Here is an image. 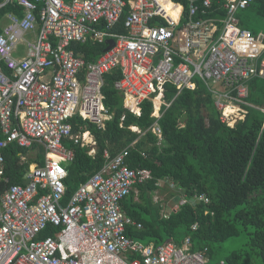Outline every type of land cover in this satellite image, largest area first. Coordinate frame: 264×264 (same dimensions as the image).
I'll return each mask as SVG.
<instances>
[{"label":"built area","instance_id":"2783aa9c","mask_svg":"<svg viewBox=\"0 0 264 264\" xmlns=\"http://www.w3.org/2000/svg\"><path fill=\"white\" fill-rule=\"evenodd\" d=\"M14 1L5 0L0 8ZM16 2L22 15L9 13L7 24L0 25V264H207L209 248L193 250L190 237L179 246L144 244L129 235L142 224L122 203L152 179L149 169L129 164L136 142L113 157L105 151L103 167L65 204L67 165L75 159L66 142L88 144L90 154L97 153L96 139L82 129L75 132L73 119L80 116L106 129L114 115L103 89L114 70L121 73L115 88L126 109L140 116L141 105L153 102V132L159 138L163 104L170 106L167 85L177 96L202 85L223 123L234 126L245 119L253 107L247 102L249 84L264 80V36L242 27L240 19L254 0ZM123 16L126 33H113ZM31 33L38 39L28 43V56L18 59L19 42ZM108 40L114 46L96 61L72 49L87 41L107 47ZM12 147L24 151L16 153L24 169L21 184H11L6 174L5 154ZM35 148L40 151L32 158L26 151ZM157 187L176 185L159 180ZM210 202L206 194L183 195L168 212Z\"/></svg>","mask_w":264,"mask_h":264},{"label":"trees","instance_id":"16d2710c","mask_svg":"<svg viewBox=\"0 0 264 264\" xmlns=\"http://www.w3.org/2000/svg\"><path fill=\"white\" fill-rule=\"evenodd\" d=\"M4 1L0 0V5ZM214 4L216 7L217 1ZM22 12L15 0L0 8V23L7 14L21 16ZM219 16H224V12ZM252 16L264 22V0H254L240 13L241 26L258 35L248 27L256 22ZM124 19L125 16L122 22ZM117 31L126 32L124 24H120ZM74 47L77 52H84L89 62L96 61L106 48L93 42ZM120 78L119 71L106 75L105 104L114 116L105 130L88 125L82 118L73 119L74 131L78 130L76 123L89 128L98 149L93 158L88 155L87 148L69 145L75 151V159L68 166L64 203L70 201L81 183L102 168L106 162L105 151L113 157L136 142L130 148L129 164L149 169L152 179L138 184L135 189L139 195L134 190L122 203L126 213L142 224L139 230H129L131 237L144 244L161 245L173 241L179 246L190 237L193 250L208 247L212 255L217 245L242 235L246 241L224 259L226 263L264 264V113L260 110L264 108V80L250 82L247 102L253 107H249L245 119L234 126L220 120L221 113L215 107L213 96L202 85L195 91L184 90L178 96L176 89L167 85L165 103L170 106L163 104L162 117L158 121L162 131L159 138L153 132L157 121L152 116L153 102L147 100L141 105L140 116L131 113L115 88ZM18 152L24 151L12 147L5 154L6 174L11 184H21L24 175V169L17 165ZM159 180L175 183L177 192L170 194L177 199L183 195L191 198L206 194L211 202L197 206L185 204L178 212L165 217L161 205H155L151 197ZM136 196L140 202L136 201ZM194 224H198L195 231L192 230ZM49 233L47 231L45 236Z\"/></svg>","mask_w":264,"mask_h":264},{"label":"rangeland","instance_id":"374dc122","mask_svg":"<svg viewBox=\"0 0 264 264\" xmlns=\"http://www.w3.org/2000/svg\"><path fill=\"white\" fill-rule=\"evenodd\" d=\"M253 21H256L250 26H248L250 29H254L258 36L263 35L264 32V22H258L257 19L252 16ZM7 23V21H4V24ZM26 39H29V35L25 37ZM27 50V47L23 41L18 45V51H16V54L19 56L25 55V52ZM40 151V149L35 148L33 150H27L26 152L33 158L36 156V154ZM163 185V184H162ZM171 192H177V189H170V188H163L154 190L153 193H151V197L153 200V203L158 206L160 204L162 206L161 213L163 215H168L170 212L169 210L176 207L177 201L180 200V196H178V199L176 198V195L173 196L170 194ZM136 195H139V191L135 189ZM136 201L140 202L138 196H136ZM158 201V202H157ZM179 210V209H177ZM154 213V211H152ZM165 213V214H164ZM146 218L147 216L144 215ZM246 241L244 236H238L235 238L228 239L227 241L223 242L220 245H217L213 249L212 255H210L209 262L207 264H218L221 260L225 259L227 256H229L233 251L238 250L241 245ZM256 264H261L260 262H257Z\"/></svg>","mask_w":264,"mask_h":264},{"label":"crops","instance_id":"0c3cea01","mask_svg":"<svg viewBox=\"0 0 264 264\" xmlns=\"http://www.w3.org/2000/svg\"><path fill=\"white\" fill-rule=\"evenodd\" d=\"M8 15V14H7ZM6 15V16H7ZM6 16L2 19L3 21L0 23V25L1 24H3L4 25V21H7V18H6ZM123 19V18H122ZM122 19H121V21L116 25V27H114V29L112 30L113 31V33H122V32H118L117 31V28H118V26L120 25V24H124V21L122 22ZM125 20V19H124ZM5 24H7V23H5ZM124 29L126 30V28H125V26H124ZM124 33H126V32H124ZM29 35V39H26L25 37L27 36H24V38L21 40V41H23L24 43H25V45H26V47H27V50H26V52H25V55H23V56H19V55H17L16 54V57L18 58V59H23V58H26L27 56H28V43H35L36 41H37V39H38V37L34 34V33H31V34H28ZM21 41L19 42V44L21 43ZM87 42H93V43H96V42H94V41H87ZM86 42V43H87ZM86 43H84V44H86ZM83 43H74L73 45H72V49L77 53V55H79L81 58H85V54H84V52H77L76 51V47H74V46H77V45H84ZM105 46V45H104ZM17 51H18V47H17ZM6 70V69H5ZM114 71H117V70H114ZM113 71V72H114ZM105 82H106V78H105ZM105 85H106V83H105ZM103 92H104V89H103ZM105 95V94H104ZM122 95V94H121ZM123 96V95H122ZM106 97V96H105ZM124 106H125V104H124ZM126 108V107H125ZM262 109H264V108H262ZM76 117H79V118H81L80 116H76ZM83 120V119H82ZM84 122H86V123H88V125L90 124V125H93V126H96V125H94L93 123H90V122H88V121H85V120H83ZM77 127H78V130L76 131V132H80V129H82V131L84 132H86L87 133V136L88 137H92V138H95V136H94V134L92 133V131L91 130H89V128H86V127H84L83 126V124H75ZM97 128V127H96ZM98 129V128H97ZM84 132V133H85ZM96 139V138H95ZM97 141V140H96ZM71 143V144H70ZM73 144V142H66V145L67 146H69V145H72ZM88 144H85V145H74V146H80V147H82V148H87L86 150H87V152H88V155L89 156H91V157H93L94 158V156L96 155H93V154H90V152H91V150L93 149V148H90V146H87ZM84 146H87V147H84ZM94 149H98V143H97V147L96 148H94ZM73 163V162H72ZM71 164V163H70ZM70 164H68L67 165V168H68V166H70ZM103 167V166H102ZM96 173V172H95ZM93 175V174H92ZM91 175V176H92ZM90 176V177H91ZM89 177V178H90ZM80 186V185H79ZM224 260V259H223ZM223 260H221V261H223ZM225 261V260H224Z\"/></svg>","mask_w":264,"mask_h":264},{"label":"water","instance_id":"95a60500","mask_svg":"<svg viewBox=\"0 0 264 264\" xmlns=\"http://www.w3.org/2000/svg\"><path fill=\"white\" fill-rule=\"evenodd\" d=\"M106 43H107V47L105 48V52L109 51L114 46L113 40H108ZM27 183L28 181L24 182V184H27Z\"/></svg>","mask_w":264,"mask_h":264},{"label":"bare ground","instance_id":"6f19581e","mask_svg":"<svg viewBox=\"0 0 264 264\" xmlns=\"http://www.w3.org/2000/svg\"><path fill=\"white\" fill-rule=\"evenodd\" d=\"M136 129V127H134Z\"/></svg>","mask_w":264,"mask_h":264}]
</instances>
